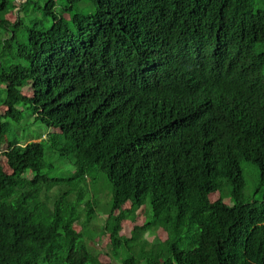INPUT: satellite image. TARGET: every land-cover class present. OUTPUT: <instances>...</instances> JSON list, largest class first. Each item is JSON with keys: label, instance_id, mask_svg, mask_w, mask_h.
I'll return each mask as SVG.
<instances>
[{"label": "trees", "instance_id": "trees-1", "mask_svg": "<svg viewBox=\"0 0 264 264\" xmlns=\"http://www.w3.org/2000/svg\"><path fill=\"white\" fill-rule=\"evenodd\" d=\"M0 28V264H264V0H0Z\"/></svg>", "mask_w": 264, "mask_h": 264}, {"label": "rangeland", "instance_id": "rangeland-1", "mask_svg": "<svg viewBox=\"0 0 264 264\" xmlns=\"http://www.w3.org/2000/svg\"><path fill=\"white\" fill-rule=\"evenodd\" d=\"M37 17V16H36ZM38 17H42V15H40V14H38ZM13 18V16H11V19ZM10 30H14L15 32H16V36H17V33H18V36H20V32H18V27H15V26H13V27H11V29ZM7 31L6 30H4V29H2V28H0V43L3 41V39L4 38H6L5 36H4V34L6 33ZM21 38H23V36H20ZM12 43V45H14L15 44V41H12L11 42ZM55 165H56V168H57V170H58V172H60V173H62L63 171H64V167H63V163H60L59 161H57V162H55ZM253 170V166L252 165H248V164H245V165H243V172H244V175L246 176V178H247V181H248V184H247V188H248V191L251 193V194H254L253 196H252V198H256V199H261V196L263 195V193H264V187L263 188H261L260 190H258V191H256V189H257V187H258V184H259V171H258V169L256 168L254 171H252ZM107 214V213H106ZM99 216H101V217H106L105 216V213L103 214H101V215H99ZM132 218H134V215L132 214L130 217H129V219L127 220V222H125V224H124V229H123V231H128V230H130L132 227L131 226H133V223H131V222H133L132 220H130V219H132ZM144 218V216H142V219ZM97 219H100V217H97ZM130 225V226H129ZM75 226L77 227V228H79V226H80V224L79 223H76L75 224ZM89 231L91 232V233H88L87 235V238L90 236V235H93V237H92V239H91V242H93V241H95V238L94 237H96V238H98L99 236H102L101 235V231H102V229H93V228H89ZM90 234V235H89ZM96 235V236H95ZM148 235V234H147ZM146 235V236H147ZM103 237V236H102ZM146 238V237H145ZM150 239H151V241L153 242L154 241V238H151L150 237ZM103 240L104 241H102L103 242V244H104V248L106 249L107 248V245H106V243H105V240L106 239H104V237H103ZM102 244V245H103ZM124 255H126V252L124 253Z\"/></svg>", "mask_w": 264, "mask_h": 264}]
</instances>
